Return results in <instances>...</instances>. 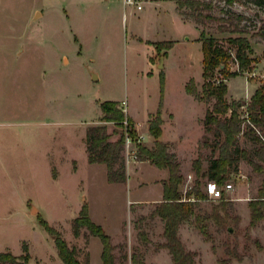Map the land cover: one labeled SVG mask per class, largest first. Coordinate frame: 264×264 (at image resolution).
I'll return each mask as SVG.
<instances>
[{"label": "rangeland", "instance_id": "1", "mask_svg": "<svg viewBox=\"0 0 264 264\" xmlns=\"http://www.w3.org/2000/svg\"><path fill=\"white\" fill-rule=\"evenodd\" d=\"M200 1L180 6L179 0H0V251L25 254L26 244L30 264H64L47 221L81 258L88 253L91 264H103L101 239L86 228L74 235L73 220L87 203L92 219L112 236L115 264H134L138 249L147 264H173L169 250L158 247L165 241L164 221L151 217L166 171L134 158L133 140L123 152L127 181L111 183L105 164L89 162L86 133L91 125L106 124L112 139L119 137L114 132L122 128L104 122L101 108L117 100L143 133L137 141L147 145L149 116L162 104L165 115L173 114L165 137L183 136L180 190L186 196L193 188L198 177L193 161L200 157L206 172L220 153L204 126L212 104L186 88L194 79L202 92L205 83L202 31L234 56L231 38L244 36L251 43L255 68L227 81V97L243 105L244 117L264 84V0ZM160 41L174 44L158 49L153 42ZM230 67L237 70V61ZM243 133L240 147L253 152L257 143ZM207 139L212 146L204 144ZM263 178L243 158L231 165L227 181L234 189L225 192L227 209H219L226 223L206 221L213 241L206 240L194 216L182 223L180 236L196 251L195 264H264V220L250 227L248 214ZM200 180L204 190L211 179ZM220 203L202 199L196 213H213Z\"/></svg>", "mask_w": 264, "mask_h": 264}, {"label": "trees", "instance_id": "2", "mask_svg": "<svg viewBox=\"0 0 264 264\" xmlns=\"http://www.w3.org/2000/svg\"><path fill=\"white\" fill-rule=\"evenodd\" d=\"M236 0H227L233 4ZM204 2L200 0L183 1L179 0V5L186 4L197 6ZM221 20H224L223 18ZM227 30L228 27H222ZM236 30V29H235ZM238 30V29H237ZM203 49V68L205 83L202 92L196 89L194 79H191L186 88L187 92L201 101L212 104L207 109L204 118V126L207 132L213 133L214 150L218 148L219 155L211 161L206 172H202V161L198 157L193 161L194 169L197 173L196 183L192 189L186 192V197L195 196V200H184V195L180 190L183 182L181 174V163L176 154L170 151L169 143L161 140L163 133L162 124V104L159 110L149 116V131L155 138L152 147L137 141L138 131L133 118L125 112L117 100H106L101 103L103 112L102 120L106 123H115L121 127L117 139H112L113 133L108 130L106 124L91 125L87 129L86 143L88 150V160L90 163H102L107 167V178L111 183L126 182L128 179L127 165L124 156L127 135L131 136L137 144L138 160H148L159 168L168 171L167 179L163 180V199L155 202V208L151 212V217H160L164 221L163 236L165 241L158 244L160 248H167L172 256L173 264H195L196 251L187 249L181 236L180 227L182 223L190 220L193 216L198 229L205 236L207 241H213L209 231V224L206 221L213 220L219 225H225L226 220L219 213L220 207L227 209L228 203L224 200L214 208L213 213L205 215L197 214L196 208L200 200L207 199L208 196L202 187L201 176L208 175L211 180H216L223 185L231 172V165L241 158L247 160L257 172H264V84L259 86L249 103L246 105L247 115L244 117L240 113L243 106L238 101H230L228 95L227 81L245 71L255 68L257 59L252 57V46L248 38L238 36L231 38V42L236 46V54L230 48L221 45L216 38L208 36L202 31L199 39ZM151 43V42H150ZM159 49L171 48L173 41L153 42ZM151 43V44H153ZM238 63V69L232 70L230 61ZM223 65V66H222ZM213 102V103H212ZM247 125V130L243 131V124ZM257 143L253 152L240 147L241 133ZM205 145H211L208 139ZM212 146V145H211ZM250 227H255L261 220H264V178L259 188L258 196L250 200ZM46 227L54 235L58 248V253L64 264H91L90 255L85 254L84 258L79 255V250L71 246L62 234L44 221ZM86 228L93 236L101 239L103 244L102 260L103 264H115V245L112 236L106 232L101 224L95 222L89 212L87 203H84L79 216L73 220V231L75 236L81 235V230ZM145 241H149L147 233L143 230L139 232ZM25 254L16 255L12 251H0V264H30V254L28 246L25 244ZM215 250V244L212 245ZM139 250V249H138ZM132 254L134 264H147L139 251ZM232 254L231 251L228 252ZM230 257V258H231Z\"/></svg>", "mask_w": 264, "mask_h": 264}, {"label": "crops", "instance_id": "3", "mask_svg": "<svg viewBox=\"0 0 264 264\" xmlns=\"http://www.w3.org/2000/svg\"><path fill=\"white\" fill-rule=\"evenodd\" d=\"M142 1H144V0H142ZM147 1V0H146ZM150 1H153V0H150ZM154 1H156V0H154ZM175 12L177 13V11H176V6H175ZM177 16H178V18H180V20L181 21H183V19L177 14ZM184 22V21H183ZM194 97V96H193ZM103 113V112H102ZM127 113H128V111H127ZM167 115H165V113L163 112L162 113V116H163V120H164V122H163V124H162V128H163V133H162V136H161V140H163V141H165V142H167V143H169V147H170V151L171 152H173V153H175L176 154V157H177V159H178V161L181 163V166L183 167L184 165H186V161L184 162V158L181 156V154H180V152H179V146H180V141H182L181 140V138H183V136L179 139V138H166L165 137V133H166V130H165V127H166V123H167V121H170L172 124H173V114L172 113H170V112H168L167 111V113H166ZM133 118V117H132ZM133 120H134V122H135V125H136V121H135V119L133 118ZM149 120V119H148ZM147 126H148V131H149V122L147 123ZM136 129H137V131L139 132V134H141L142 136H143V133L141 132V131H139V129H138V127H137V125H136ZM147 136H148V139L146 140V142L148 143L147 145L148 146H150V147H152L153 145H154V142H155V138L152 136V134L150 133V131H149V133L147 134ZM144 138V137H143ZM183 160V161H182ZM150 163V164H152L150 161H148V160H142L140 163ZM183 162V163H182ZM152 165H154V164H152ZM156 166V165H155ZM160 169H162V168H160ZM165 171H166V174L163 176V177H161L159 180H161L162 181V184H163V180H165V179H167V177H168V171L166 170V169H164ZM163 190H164V188H163ZM163 199V196L160 198V200L159 201H161ZM156 202H158V201H156ZM249 218H250V211H249Z\"/></svg>", "mask_w": 264, "mask_h": 264}, {"label": "built area", "instance_id": "4", "mask_svg": "<svg viewBox=\"0 0 264 264\" xmlns=\"http://www.w3.org/2000/svg\"><path fill=\"white\" fill-rule=\"evenodd\" d=\"M126 1L129 2V3L133 2V0H126ZM124 104H126V103L124 102ZM132 143H133L132 137L127 135V137H126V145L125 146H127L129 148ZM133 157L137 158V150H135L133 152ZM189 177L191 178L192 175H189ZM190 188L192 189V187H190ZM233 189H234V183L233 182L226 181L223 185H221L216 180H210L206 184L204 192L208 196V199H212L214 201H220V200H222L224 198L225 192L231 191ZM184 200H195V198L194 197L187 198L185 196Z\"/></svg>", "mask_w": 264, "mask_h": 264}, {"label": "water", "instance_id": "5", "mask_svg": "<svg viewBox=\"0 0 264 264\" xmlns=\"http://www.w3.org/2000/svg\"><path fill=\"white\" fill-rule=\"evenodd\" d=\"M223 66V65H222Z\"/></svg>", "mask_w": 264, "mask_h": 264}]
</instances>
